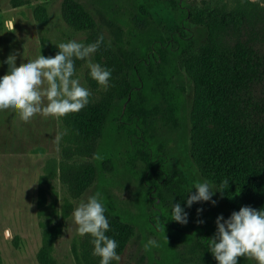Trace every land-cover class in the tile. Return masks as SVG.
I'll list each match as a JSON object with an SVG mask.
<instances>
[{"label":"rangeland","instance_id":"1","mask_svg":"<svg viewBox=\"0 0 264 264\" xmlns=\"http://www.w3.org/2000/svg\"><path fill=\"white\" fill-rule=\"evenodd\" d=\"M80 1L96 17L97 31L116 49L114 59L105 58L99 50L90 57L92 63L111 71L107 89L91 78L88 61H75L78 63L76 77L91 92L86 107L89 110L88 129L93 131L100 115L98 104L104 107L110 95H121V82L128 76L133 60L138 56L137 50L128 43L132 35L152 24L170 31L178 26V20L170 0ZM141 1L151 16L141 12ZM178 1L192 13L191 21L186 22L193 34L192 59L183 68L186 100L174 124L165 117L164 106L146 119L148 132L164 137L157 143L159 158L167 164L161 193L179 203L187 214L196 213L203 218L213 215L216 220L223 215L227 219L239 209L227 199L209 169L208 144L214 128L210 106L201 95L200 76L203 71L202 52L210 31L205 18L231 0ZM62 2L0 0V62L16 53L19 66L40 54L55 56L59 51L56 45L62 42L95 43V33L76 30L65 22ZM8 67L6 63L0 66V77L8 73ZM66 137L67 131L61 119L37 115L25 123L10 109L0 111V264H43L38 253L47 228L59 233L53 251L56 264H90L97 259L87 237L78 234L73 217L75 208L97 192L102 203L108 204L116 214L136 226L135 235L125 250L118 254L120 260L116 264H169L162 240L165 229L160 225L152 228L142 216L152 212L153 205L144 196L148 189L141 177L147 165L144 154H138L133 171L99 177L87 166L93 160L90 144L82 143L81 154L77 158V164L82 167L80 180L66 185L59 173L48 176L46 170L50 158L59 160L62 156ZM43 176L47 178L43 179ZM198 181H207L212 186L215 205L211 201H201L188 207L187 199L197 191L193 186ZM153 198L160 200L156 195ZM198 209L203 211L198 213ZM167 210L164 207L165 218L169 217ZM180 225L178 223V227ZM5 229H11L10 238L4 237ZM178 230L171 233L180 264H217L198 239L183 233L177 236ZM149 241H155V245L146 249ZM239 264H256V261L241 258Z\"/></svg>","mask_w":264,"mask_h":264},{"label":"trees","instance_id":"2","mask_svg":"<svg viewBox=\"0 0 264 264\" xmlns=\"http://www.w3.org/2000/svg\"><path fill=\"white\" fill-rule=\"evenodd\" d=\"M170 6L177 14L175 29L164 31L152 24L135 32L128 41L138 56L121 82V95H110L104 107L98 104L100 115L95 130L88 129V107L61 118L67 131L66 143L60 159L50 158L46 170L48 176L59 173L66 185L75 184L82 173L81 165L77 164L82 143L90 144L93 160L87 166L99 177L133 171L138 154H144L147 165L141 177L148 188L144 196L153 205L152 212L142 216L152 228L160 225L165 229L162 238L165 258L169 264H180L171 232L179 228L177 236L183 233L198 239L205 252L215 259L208 244L217 225L213 215L203 218L196 213H188V223L180 227L171 220L172 206L177 203L161 193L167 164L157 153V143L164 137L147 130V117L157 114L163 106L167 120L176 123L186 100L183 68L192 59L193 46V34L186 22L191 21L192 13L178 0H170ZM139 7L151 16L144 2H139ZM218 9L205 18L210 31L202 52L200 76L201 95L210 106L214 128L207 161L215 182L236 208L251 206L261 210L264 209V2L231 0ZM62 16L70 27L95 33V42L103 36L98 50L107 59L116 57V49L97 31L96 17L83 2L63 0ZM225 180L228 184L223 183ZM155 195L160 200L153 198ZM103 205L110 224L106 235L117 241V254H121L135 235L136 226L108 204ZM164 207L168 208L167 218ZM199 220L204 223H198ZM58 234L56 230L45 229L38 253L41 263H57L53 251ZM85 237L94 247L92 237ZM90 264H100V257Z\"/></svg>","mask_w":264,"mask_h":264},{"label":"clouds","instance_id":"3","mask_svg":"<svg viewBox=\"0 0 264 264\" xmlns=\"http://www.w3.org/2000/svg\"><path fill=\"white\" fill-rule=\"evenodd\" d=\"M12 28L15 31L14 25ZM103 39L100 36L95 43L88 45L75 40L62 42L56 45L59 51L55 56L40 54L19 66L17 54H10L6 61L0 62V66L4 63L9 66L8 73L0 77V111L10 109L25 123L37 115L61 119L79 113L90 102L91 92L76 77V60L88 61L91 78L105 89L109 87L111 71L90 59ZM223 183L228 184V181ZM193 188L197 191L188 197V207L201 201L216 204L212 199L215 191L207 181H198ZM105 212L97 192L75 208L73 217L78 234L92 237L93 255L100 257V264H111L114 260L119 261L120 256L117 241L106 235L110 224ZM171 220L182 225L188 223V214L179 203L172 206ZM216 225L217 231L209 239L208 247L218 264H239L240 258L264 264V209L243 206L227 219L218 216ZM11 236V229H5L4 237ZM149 245H155V241H149L145 248Z\"/></svg>","mask_w":264,"mask_h":264}]
</instances>
